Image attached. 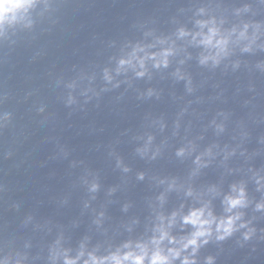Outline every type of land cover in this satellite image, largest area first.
<instances>
[{
  "label": "water",
  "instance_id": "obj_1",
  "mask_svg": "<svg viewBox=\"0 0 264 264\" xmlns=\"http://www.w3.org/2000/svg\"><path fill=\"white\" fill-rule=\"evenodd\" d=\"M199 208L239 218L172 264H264V0H31L2 14L0 264L137 245L149 264L161 231L178 241L165 254L191 238L183 217Z\"/></svg>",
  "mask_w": 264,
  "mask_h": 264
},
{
  "label": "clouds",
  "instance_id": "obj_2",
  "mask_svg": "<svg viewBox=\"0 0 264 264\" xmlns=\"http://www.w3.org/2000/svg\"><path fill=\"white\" fill-rule=\"evenodd\" d=\"M31 3V0H0V18H2L3 13H8L16 9H26ZM210 35L207 36L202 43L211 45L213 43V38L216 36V29H210ZM226 41L218 40L216 45L224 44ZM125 63V61H121ZM142 74V73H141ZM227 204L229 205L228 211H231L237 206H244V192L243 189L240 190L239 195L235 198L228 197ZM206 209L199 208L193 209L189 212L188 215L183 217L184 224H191L194 226L196 231L191 234V238L187 239L186 242L181 241L182 248H169L167 254L164 253V250L159 247V244L167 238L169 243H178L175 237H170L166 231H161V235L158 239L154 238L153 243L157 245L156 250L152 252L149 258V264H172V260L178 258L181 254V251L187 249L189 246H196L199 237H204L211 234V225L216 223V230L220 231L223 229L225 234H230L233 230V223L235 219H238L239 216H229L227 219H221L217 223L216 218L212 216L211 211H207V218H205ZM175 216V214H174ZM223 239V236L219 237ZM207 242L206 240L204 241ZM128 247V245H125ZM140 249L139 253L129 251L120 254H112L110 257L97 258L95 256L91 257L90 261H86L85 264H144L145 259L148 258V251L145 246L137 245ZM195 251V247L193 248ZM66 264H75V261L68 260ZM182 264H193L187 258H185Z\"/></svg>",
  "mask_w": 264,
  "mask_h": 264
}]
</instances>
